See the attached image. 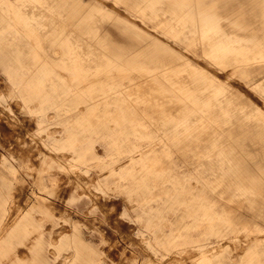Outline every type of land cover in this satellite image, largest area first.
Segmentation results:
<instances>
[{
    "label": "bare ground",
    "instance_id": "1",
    "mask_svg": "<svg viewBox=\"0 0 264 264\" xmlns=\"http://www.w3.org/2000/svg\"><path fill=\"white\" fill-rule=\"evenodd\" d=\"M120 2L145 26L99 0H0V63L23 108L40 111L44 145L87 163L102 139L110 164L129 162L121 176L138 196L191 216L189 231L169 232L177 244L250 238L241 259L225 248L203 264H264V108L241 89L264 99V0ZM50 109L59 135L46 128ZM5 204L0 183V220ZM46 242L32 264H50Z\"/></svg>",
    "mask_w": 264,
    "mask_h": 264
},
{
    "label": "rangeland",
    "instance_id": "2",
    "mask_svg": "<svg viewBox=\"0 0 264 264\" xmlns=\"http://www.w3.org/2000/svg\"><path fill=\"white\" fill-rule=\"evenodd\" d=\"M99 1L107 15H124L143 25L141 19L125 12L120 0ZM20 22L21 25L24 22L21 17ZM125 65L134 73L140 68L131 63ZM234 81L237 84V80ZM13 86L0 63V183L6 199L0 238L10 237L12 231L17 236H11L16 241L11 250L0 251L2 264H16L17 259L26 264L34 263V247L41 236L47 240L45 252L50 264H73L77 256L89 264H203L218 249L227 248L226 254L238 260L246 254L248 236L215 241L211 237L206 240L203 251L189 243L174 242L169 232L189 231L191 216L183 219L180 212L175 215L171 207L164 204L158 207L154 201L138 196L121 176L129 162L110 164L112 159L102 139L95 143L96 154L87 163L63 156L62 152L67 149L44 145L43 140L48 141V138L47 130L38 129L40 111L34 106L25 110ZM241 89L254 106L264 108V99L258 93L249 87ZM50 111L46 128L59 135L62 125L53 121L54 111ZM154 190L159 191V186ZM149 204H154L157 210L162 206L163 214L154 216L152 210L144 211L143 207ZM260 233H264V229ZM252 258V264H259L257 255Z\"/></svg>",
    "mask_w": 264,
    "mask_h": 264
}]
</instances>
